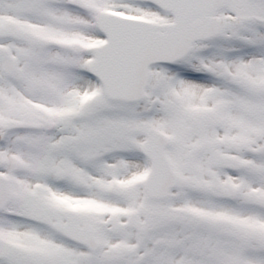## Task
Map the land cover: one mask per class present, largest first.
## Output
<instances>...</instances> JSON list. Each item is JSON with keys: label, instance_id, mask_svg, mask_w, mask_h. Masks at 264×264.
<instances>
[{"label": "snow or ice", "instance_id": "6c2138e0", "mask_svg": "<svg viewBox=\"0 0 264 264\" xmlns=\"http://www.w3.org/2000/svg\"><path fill=\"white\" fill-rule=\"evenodd\" d=\"M0 264H264V0H0Z\"/></svg>", "mask_w": 264, "mask_h": 264}]
</instances>
